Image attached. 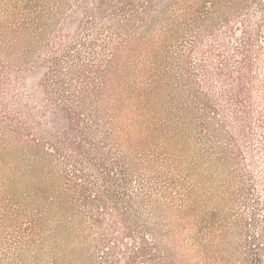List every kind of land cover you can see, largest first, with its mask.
Masks as SVG:
<instances>
[{"label":"rangeland","instance_id":"obj_1","mask_svg":"<svg viewBox=\"0 0 264 264\" xmlns=\"http://www.w3.org/2000/svg\"><path fill=\"white\" fill-rule=\"evenodd\" d=\"M173 10L170 25L162 20L148 36L156 45L149 47L152 60L138 56L130 64L123 53L114 63L120 84L102 86L97 67L108 69L113 48L126 38L113 33L110 20L89 31L92 14L76 0H0V264H148L150 257L181 264L183 246L197 234L196 216L214 210L226 233L211 256L244 264L240 227L264 198V168L253 166L259 157L241 142L254 162L244 159L218 178L210 154L227 146L217 122L235 126L223 112L229 87L222 69L239 41L258 28L264 33V0H182ZM256 39L249 84L264 106V37ZM142 63L149 73L139 77ZM236 66L229 67L234 75ZM158 74L160 94L145 95ZM65 95L72 105L83 97L103 103L100 117L92 116V104L81 111L82 130L93 137L78 140L92 155L79 157L81 165L68 160ZM208 101L219 111L207 109ZM143 240L156 256L131 263ZM189 254L187 264H212Z\"/></svg>","mask_w":264,"mask_h":264},{"label":"trees","instance_id":"obj_2","mask_svg":"<svg viewBox=\"0 0 264 264\" xmlns=\"http://www.w3.org/2000/svg\"><path fill=\"white\" fill-rule=\"evenodd\" d=\"M76 2L80 10L86 11L85 14L87 17L92 14L90 18L92 21L87 25V30L94 31V29L98 27L97 22L100 20H110L108 22H110V27L113 33L116 35L122 33L126 36L125 40L120 41L116 47L113 48L112 58L107 60L108 64L106 67H108V69L103 70L105 68L97 67V73L102 81V86H108L109 83L110 86H112L113 83L120 84L121 76L118 68H114V63L121 59L123 53H128L130 64L138 56H144L146 61L152 60V53L149 52V47L151 44L155 45V43L148 36L150 33L159 30L162 20L167 23V25H170L169 20L174 13L173 8L176 4L180 5L182 0H76ZM90 3L94 6V9L89 6ZM22 25L24 34L28 29L27 25ZM263 34V30L258 28L254 33V36L247 35L244 40L242 39L239 41L236 46L237 52L230 55L226 68L222 69L227 72V74H224V78H222V83L225 87H229L228 90H225L227 98L226 107L223 112L225 117L228 116L229 119H233L235 126L231 124L228 126L224 121H218L217 125H215L216 134H219L216 130L222 132L225 130L224 136L227 142L225 149L216 148L215 146L210 154L212 172L215 174H213L214 176L217 174L218 178L221 176V174H219L220 171H231L233 174L234 169L239 168L241 163L245 162L244 159H246V161L250 160L254 162V156L248 155V153L245 152L241 146V142L249 145L250 153L259 157L257 165L254 163L253 166L258 167L259 169H261V167L264 168V106H259L251 95L252 89L250 88L249 81L252 79V77L250 78V74L252 73L253 65L251 66L248 58L250 51L252 50L251 48L255 47L253 46L255 45L254 41L259 40L256 39L258 37H264ZM231 35H233V38L237 42L238 39H236V34L235 32H232V29ZM94 43L95 42H93V44ZM239 56L241 61L237 60V57ZM233 61H237V76L234 75L235 73L229 68L230 66L232 68ZM144 64L145 63H142L141 69V73L144 71V75H140L139 77L145 76L146 73H149L146 71ZM125 67H127V65ZM160 76L161 75L158 74V76L152 80V88L148 90L145 89V95L153 97L160 94L157 81ZM225 77H227V80ZM250 83H253V80ZM101 93L102 89L101 86H99V88L93 90V97L99 96ZM65 99L68 101L65 102V119L68 122V130L65 131V141H67L70 146L68 160L76 165H81L78 159L79 157H85L88 161L89 159H92V155L85 149V147H83L81 142H78V140L85 143V141L93 138L91 132L87 133V130H82L83 114L81 111L83 106L86 107L85 104L89 106L92 104L91 106L95 108L96 112L98 111V114H93L92 109H90L91 111L89 115L93 114L92 116L98 115L100 117L103 113V103L98 101L96 105H93V103H89L83 97L76 102L78 104L72 105L73 102H71V97L69 98L65 95ZM254 104L257 107L255 108L256 110H253ZM21 107H24V105L21 104ZM207 109H211L213 112L219 111V107L218 109L214 108L209 101ZM256 114H258V121L253 122V118H255ZM28 120L31 122L32 118L28 117ZM206 128L208 129L207 126ZM227 128H229V130H227ZM38 146L39 145L37 144L29 145V150L33 152ZM84 160L82 161V164ZM261 173H263L261 176V184L264 186V171ZM87 177L90 178L89 175H87ZM105 179L109 183L114 182V178L110 176V173H108V176L105 177ZM87 183L91 186H95L94 182L89 181ZM76 187L78 193L81 194V192H83V194H86V187H80V184ZM260 198L261 201L259 207L253 212V217L250 219V222L246 220L240 227L246 229L244 264H264V211L260 207V205L264 204V198L262 196ZM260 211H263V213H260ZM193 215L189 214L188 217H195V213ZM224 223L225 220L220 216L217 210L204 216L198 214L195 219V229L197 234L190 239L191 244H189V246L187 245L188 247L183 246V254L180 259L181 264H187L190 262V259L192 258V255L189 254L190 252L197 254L198 256L203 255L204 259L206 258L212 264L223 262V260H219L217 256L213 258L211 255L213 249L216 247V239L218 237L222 239L225 238L226 231ZM251 231L256 232V236L252 235ZM143 241L141 247L137 248L136 251L131 250L133 253L130 258L131 263H134L138 257L146 258L148 254L152 256L153 254L149 252L150 250L156 252V250L149 246L145 240ZM150 258L148 264H169L170 262V260H168V262H163L156 257ZM168 258L169 256H167V259Z\"/></svg>","mask_w":264,"mask_h":264}]
</instances>
